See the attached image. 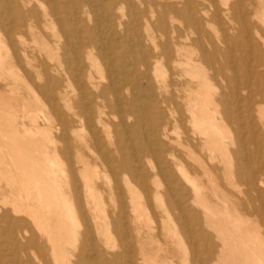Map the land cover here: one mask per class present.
Listing matches in <instances>:
<instances>
[{"label":"bare ground","instance_id":"1","mask_svg":"<svg viewBox=\"0 0 264 264\" xmlns=\"http://www.w3.org/2000/svg\"><path fill=\"white\" fill-rule=\"evenodd\" d=\"M260 25L264 0H0V264H264V204L227 192L260 170Z\"/></svg>","mask_w":264,"mask_h":264},{"label":"rangeland","instance_id":"2","mask_svg":"<svg viewBox=\"0 0 264 264\" xmlns=\"http://www.w3.org/2000/svg\"><path fill=\"white\" fill-rule=\"evenodd\" d=\"M261 26L262 25H260V27ZM261 28L264 30L263 26ZM257 113L260 114L259 115L260 117L257 115ZM253 114H254L256 124L259 126V129L261 132V141H260L261 153L259 154L258 159H255L256 160L255 163L252 161L253 167L255 168L258 166L260 167V170L255 177L256 184H255V187H250L247 183H239L232 179L227 184L228 185L227 192L231 196L238 197L244 202H247L249 201V199H251L253 200L254 204L258 206V205L264 204V127L261 124V123H264V112H263V116H261L262 114L258 110H255ZM232 129H233L232 125L227 123V144L230 147V149H233L235 145V144H230L231 140L228 137V136H233ZM232 161L234 160L232 159ZM233 166L234 165L232 162V168ZM260 179H262L263 181V184H261V186L258 184ZM257 220L259 221V225H260L259 231L261 234H264V226L262 224L264 219L257 218Z\"/></svg>","mask_w":264,"mask_h":264}]
</instances>
